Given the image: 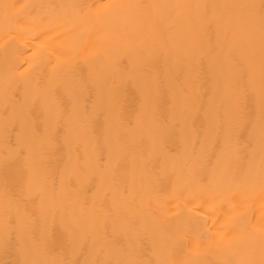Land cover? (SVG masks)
<instances>
[{"label":"bare ground","instance_id":"obj_1","mask_svg":"<svg viewBox=\"0 0 264 264\" xmlns=\"http://www.w3.org/2000/svg\"><path fill=\"white\" fill-rule=\"evenodd\" d=\"M0 264H264V0H0Z\"/></svg>","mask_w":264,"mask_h":264}]
</instances>
